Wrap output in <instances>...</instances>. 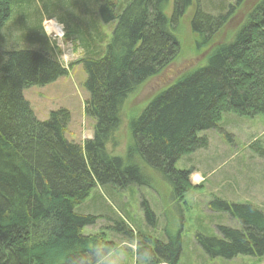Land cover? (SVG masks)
Here are the masks:
<instances>
[{
  "label": "trees",
  "instance_id": "1",
  "mask_svg": "<svg viewBox=\"0 0 264 264\" xmlns=\"http://www.w3.org/2000/svg\"><path fill=\"white\" fill-rule=\"evenodd\" d=\"M51 3L65 14L57 18L66 28L63 37L82 49L77 62L86 73L89 94L84 112L95 125L92 136L77 143L65 137L66 109L50 111L45 120L36 118L22 90L55 81L67 74L68 66L54 53L33 0H0V264H98L115 244L103 232L83 234L97 217L74 210L94 187H149L147 167L160 173L171 185L172 197L180 200L197 188L189 182L192 170L176 169L174 163L207 146L201 132L218 129L225 112L264 116V0ZM189 8L196 47L210 49L204 52L206 65L131 115L125 157L114 155L107 146L117 145L114 135L125 100L174 62L179 53L176 31ZM4 28L8 31L1 32ZM259 142L254 140L250 148L264 158V142ZM142 205L154 225L153 211L145 201ZM209 205L219 206L239 224L218 225V235L195 234L209 257L264 256V211L221 199ZM118 211L126 215L119 205ZM120 220L119 237L135 238L137 254L143 258L147 253L144 264H177L179 234L164 242L137 227L134 232Z\"/></svg>",
  "mask_w": 264,
  "mask_h": 264
},
{
  "label": "rangeland",
  "instance_id": "2",
  "mask_svg": "<svg viewBox=\"0 0 264 264\" xmlns=\"http://www.w3.org/2000/svg\"><path fill=\"white\" fill-rule=\"evenodd\" d=\"M33 1L42 20L43 32L59 60L68 66V72L49 84L24 88L22 96L39 120L47 119L50 111L66 109L69 120L65 137L80 143L92 136L95 125V119L84 112L89 94L84 87L86 73L82 64L77 62L83 52L75 40L63 37L66 28L57 22V18L65 14L54 9L56 4L51 2L55 0ZM53 11V19H48V13ZM190 14L191 8L177 28L179 53L174 62L161 74L136 88L125 100L121 125L114 135L117 145L107 146L114 155L125 157L126 146L131 140L127 128L131 115L139 114L161 90L206 65L204 52L208 54L210 49L196 47V40L190 32ZM110 25L113 28L114 22ZM6 28L1 32H7ZM110 29L108 26L105 28L109 36ZM14 36L19 34L14 33ZM221 38L217 40L222 41ZM201 135L207 138V146L183 155L174 163L176 169L193 170L189 182L197 189L188 190L182 199L172 197L171 185L160 173L144 167L151 186L130 185L125 189L96 186L88 198L74 209L79 214L97 217L93 224L82 229L83 234L103 232L106 240L115 244L114 251L98 264H144L143 258L137 254L135 238L130 240L129 237H119L122 233L118 235L116 223L121 218L131 229L134 228V232L139 228L142 234L164 242L168 236L179 234L181 250L177 264H264V256L259 259L250 255H238L232 259L211 258L195 239L196 233L218 235V225L239 228L237 221L221 212L219 206L209 205L214 199L250 203L264 211V158L250 148L254 140L264 142V116L248 117L225 112L218 129L202 131ZM143 201L155 215L154 225L145 216ZM118 205L124 208L126 215L118 211Z\"/></svg>",
  "mask_w": 264,
  "mask_h": 264
},
{
  "label": "clouds",
  "instance_id": "3",
  "mask_svg": "<svg viewBox=\"0 0 264 264\" xmlns=\"http://www.w3.org/2000/svg\"><path fill=\"white\" fill-rule=\"evenodd\" d=\"M143 258H144V259H148L147 253H144V254H143Z\"/></svg>",
  "mask_w": 264,
  "mask_h": 264
},
{
  "label": "crops",
  "instance_id": "4",
  "mask_svg": "<svg viewBox=\"0 0 264 264\" xmlns=\"http://www.w3.org/2000/svg\"><path fill=\"white\" fill-rule=\"evenodd\" d=\"M192 172H193V170H192ZM197 179V178H196Z\"/></svg>",
  "mask_w": 264,
  "mask_h": 264
},
{
  "label": "bare ground",
  "instance_id": "5",
  "mask_svg": "<svg viewBox=\"0 0 264 264\" xmlns=\"http://www.w3.org/2000/svg\"><path fill=\"white\" fill-rule=\"evenodd\" d=\"M147 203V202H146Z\"/></svg>",
  "mask_w": 264,
  "mask_h": 264
}]
</instances>
